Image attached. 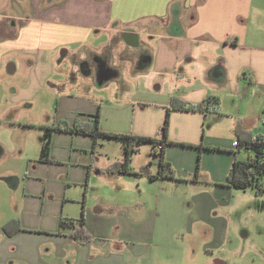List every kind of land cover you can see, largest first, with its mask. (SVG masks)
Wrapping results in <instances>:
<instances>
[{
	"label": "crops",
	"instance_id": "0c3cea01",
	"mask_svg": "<svg viewBox=\"0 0 264 264\" xmlns=\"http://www.w3.org/2000/svg\"><path fill=\"white\" fill-rule=\"evenodd\" d=\"M3 1L0 129L29 147L0 144V264H264V195L225 186L248 157L237 137H264V0ZM207 97L217 114H169L175 180L119 175V144L67 132L38 161L43 127L85 129L98 114L101 133L153 139L171 99ZM28 119L36 134L17 128ZM154 149L140 147L134 172L157 174ZM82 207L83 246L59 230Z\"/></svg>",
	"mask_w": 264,
	"mask_h": 264
},
{
	"label": "trees",
	"instance_id": "16d2710c",
	"mask_svg": "<svg viewBox=\"0 0 264 264\" xmlns=\"http://www.w3.org/2000/svg\"><path fill=\"white\" fill-rule=\"evenodd\" d=\"M219 103L214 97H207L201 103L197 105H188L173 98L170 101V106L166 110V116L163 125L158 131V138H144L135 137L130 135L119 134H106L99 132L98 129V114L92 116L89 125L85 129H80L77 126L71 128L60 127H43L42 142L40 148V154L38 161L41 163H48L49 151L51 148V137L55 132H67L71 134H80L89 136L93 141L95 147L97 141H116L122 149L123 160L117 166V174L128 175L135 177H146L150 181L157 179L175 180L170 165L165 162L163 151L164 148L170 145L167 140L168 126H169V114L171 111L192 112V113H218ZM241 139H244L240 142ZM253 138L247 135L246 138L241 136L237 137V149L243 150L248 154V157L244 161L235 159L231 165V168L226 176L225 186L238 191H252L255 195H264V137ZM151 146L152 148L159 147V150L155 149L152 152L153 157H157L158 171L157 174L152 176L149 173L150 163L145 165L139 170L134 172L131 168L132 158L139 152L142 146ZM198 167L195 172L197 175ZM8 229H10L8 231ZM18 229V222L11 221L5 227L4 232L8 237L13 235V231ZM59 230H68L69 238L76 242L78 245H87L92 241V237L85 230L84 226V209L80 217L76 220H64L62 219L59 224Z\"/></svg>",
	"mask_w": 264,
	"mask_h": 264
},
{
	"label": "rangeland",
	"instance_id": "374dc122",
	"mask_svg": "<svg viewBox=\"0 0 264 264\" xmlns=\"http://www.w3.org/2000/svg\"><path fill=\"white\" fill-rule=\"evenodd\" d=\"M2 1L3 0H0V12L2 10H4L5 9L4 7L6 6L3 3L4 1L3 2ZM66 61L70 62V65H72L71 57L68 56L65 59V61H64L65 64H66ZM31 112H32V110L31 111L24 110V111H22L21 114H24V115H22L23 117L27 116L28 118L32 119L34 117V115ZM33 112H35V111H33ZM52 116H53V113H52ZM2 123H8V122H2ZM16 123H18V124H16L18 126L17 128H20V127L26 128V129L28 128L29 130H31L30 132L32 134H36V133H34V132H37L35 130H40L39 127L37 128V124H34V122H32L29 119L26 122L23 121L22 123H19V122H16ZM32 125H34V126H32ZM2 128L3 129H0V144L3 146L5 153H7V151L10 149L11 146H14L16 151L21 150L25 146H27V148L29 147L28 140L26 137L27 135L19 133V132H21V129H17L18 130L17 133L9 135L8 134L9 132L7 130H12V129H9V127H7L6 125H3ZM112 142L113 143H110V144H115L118 146V143L116 141H112ZM102 143L103 142H101V144ZM107 144H109V143H107V141H106L103 146H108ZM106 148H108V151L111 153V156L113 157V155L116 153V150H115V152H112L111 148L110 149H109V147H106ZM142 148H147V146L144 145V146H142ZM98 149L103 150V147H99ZM30 151L32 152V150H30ZM145 159H147V156H146V154L142 153L141 156L139 157V159H137V160H139V163H144V161H146ZM152 160H157V157L152 156ZM2 191H3V188H1V185H0V195H2L0 197L4 198L5 192L4 191L2 192ZM0 199H2V198H0ZM4 207H5V201L0 204L1 209Z\"/></svg>",
	"mask_w": 264,
	"mask_h": 264
},
{
	"label": "built area",
	"instance_id": "2783aa9c",
	"mask_svg": "<svg viewBox=\"0 0 264 264\" xmlns=\"http://www.w3.org/2000/svg\"><path fill=\"white\" fill-rule=\"evenodd\" d=\"M233 145H234V147H236L237 143H236V142H234V143H233Z\"/></svg>",
	"mask_w": 264,
	"mask_h": 264
}]
</instances>
